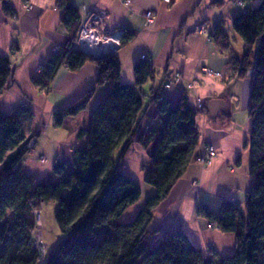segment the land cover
Masks as SVG:
<instances>
[{
	"label": "trees",
	"instance_id": "obj_1",
	"mask_svg": "<svg viewBox=\"0 0 264 264\" xmlns=\"http://www.w3.org/2000/svg\"><path fill=\"white\" fill-rule=\"evenodd\" d=\"M237 1L244 11L233 20L232 29L242 39L241 56L233 52L221 26L214 25L208 36L219 52L229 55L239 77L254 69L246 142L252 183L243 203L222 199L216 211L202 202L196 206L197 216L216 221L221 232L234 234V252L222 256L209 249L204 253L181 231L155 242L150 238L156 234L148 230L153 209L195 157L196 118L201 110L189 103L185 93L171 105L161 100V86L151 87L147 106L161 102L157 117L146 119L140 87L154 79L153 66L139 59L133 68L134 83L126 84L120 80V61L113 55L95 62L94 86L54 115V124L61 125L65 117L85 109L96 86L108 85L91 113L85 145L74 149L69 165L56 160V182L37 181L22 168L26 145L39 134L24 135L25 123L32 119L29 105L0 110V264H264V0L257 5H253L256 0ZM56 5L69 40L64 50L52 52L32 74V84L44 90L61 67L77 71L91 61L70 48L81 23L78 11L69 0H56ZM3 9L15 16L7 4ZM132 37V32H124L121 45ZM11 76L8 56L0 55V92ZM134 139L144 148L154 142L149 163L143 167V181L154 193L132 220L123 222L121 215L141 193L138 183L120 169V160ZM49 202L56 203L54 218L62 238L40 257L33 246L34 211Z\"/></svg>",
	"mask_w": 264,
	"mask_h": 264
},
{
	"label": "crops",
	"instance_id": "obj_2",
	"mask_svg": "<svg viewBox=\"0 0 264 264\" xmlns=\"http://www.w3.org/2000/svg\"><path fill=\"white\" fill-rule=\"evenodd\" d=\"M69 2L81 20L94 7L108 13V32L121 29L133 33L115 56L120 61L123 83H134V64L142 55L155 70L154 79L140 87L146 119L157 117L161 100L176 105L183 93L191 105L196 107L197 98L204 104V110L196 118L199 144L194 156L200 155L207 144L215 147L217 156L208 166L193 160L188 164L166 198L153 209L148 230L156 234L150 238L181 231L204 253L214 249L222 256L231 255L235 249L234 234L207 228V220L196 215V206L202 202L216 211L221 200L229 197L243 203L250 189L246 142L250 133L252 80L239 77L229 55L219 52L208 34L199 33L196 28L202 22L207 23L208 32L214 25L221 26L233 52L241 56L242 39L233 31L232 22L243 13L244 6L237 0H174L171 4L162 0H133L130 6L120 0ZM259 2L256 0L253 5ZM26 3L30 8L25 7ZM4 4L13 10L14 17L5 13ZM146 10L153 12L149 24L143 15ZM68 40L56 0H0V55L8 56L12 68V85L0 92V110L9 112L19 104L29 105L32 119L25 126L26 133L40 131V134L22 168L37 181L58 180L53 173L56 160L69 165L74 149L85 145L91 113L108 91L106 84L96 86L84 110L65 117L59 126L54 124L55 113L93 87L98 73L96 63L89 61L77 71L61 67L46 90L32 84V74L52 52L64 50ZM203 67L219 75H205L201 72ZM174 73L179 77L165 88V78ZM159 86L161 100L147 106L150 88ZM213 99L223 102L216 114L206 107ZM146 123L147 120L143 122L144 128ZM153 147L154 142L144 148L134 139L120 160L121 171L141 189L138 201L121 215L123 222L132 220L154 193V188L143 181V167L148 165ZM38 156H44L46 161L39 162Z\"/></svg>",
	"mask_w": 264,
	"mask_h": 264
},
{
	"label": "built area",
	"instance_id": "obj_3",
	"mask_svg": "<svg viewBox=\"0 0 264 264\" xmlns=\"http://www.w3.org/2000/svg\"><path fill=\"white\" fill-rule=\"evenodd\" d=\"M132 0H123L125 4L131 3ZM169 2L170 0H164ZM25 7L30 8V4L26 3ZM106 13L103 10H98L96 8H91L88 10L86 16L80 23L78 27V32L75 40L71 44V49H76L80 52H84L90 57L105 56L106 58L115 54L116 49L119 46L120 41L124 37V31L119 29L113 32H108L106 29L105 21ZM144 18L146 24H149L152 20L150 11L144 13ZM141 58L147 59L145 55ZM40 67L37 68V71ZM203 71H207L204 69ZM248 77L252 78L254 74V69L250 68L245 73ZM178 77V74H172L171 76L165 78L164 87L169 88L174 79ZM196 104L198 107L202 106L201 99H196ZM30 146V145H27ZM217 156V151L212 144H207L204 151L195 157V162L207 166L212 163V160ZM23 159V158H22ZM231 202L235 203L236 200L233 197L228 198ZM36 215V224H39V211H34ZM208 228H215L219 230V225L216 221H207ZM33 246L37 250L40 257H44L46 254V249L41 237H37L32 233ZM162 239V236H155L152 240L158 241Z\"/></svg>",
	"mask_w": 264,
	"mask_h": 264
},
{
	"label": "rangeland",
	"instance_id": "obj_4",
	"mask_svg": "<svg viewBox=\"0 0 264 264\" xmlns=\"http://www.w3.org/2000/svg\"><path fill=\"white\" fill-rule=\"evenodd\" d=\"M163 2L167 3V4H171L174 0H170L169 2H166L164 0H162ZM120 2L125 5V6H130L133 2V0L131 1V3L129 4H125L123 2V0H120ZM239 2V1H238ZM240 3V2H239ZM99 10V9H98ZM104 11V10H103ZM146 11H150L151 13V17L153 19V12L151 10H146ZM145 11V12H146ZM106 13V17H105V21L107 23V18H108V13L106 11H104ZM144 12V13H145ZM87 14V13H86ZM144 15V14H143ZM86 16V15H85ZM82 21V20H81ZM152 22V20H151ZM150 22V23H151ZM80 26V25H79ZM79 29V28H78ZM196 31L199 32V33H205V34H208L211 33V32H208V27H207V23L206 22H202L199 26H197L196 28ZM78 32V30H77ZM77 35V33H76ZM76 38V37H75ZM75 40V39H74ZM123 40V38H122ZM122 40L120 41L119 43V46L118 48L116 49V51L121 47V42ZM116 53V52H115ZM115 55V54H114ZM113 56V55H112ZM143 59V58H141ZM230 60V58H229ZM93 61V60H91ZM93 62H96V61H93ZM204 69H207V71H203ZM201 72L205 75H213V76H216V75H219L218 72H215L213 70H211L210 68L208 67H203L201 68ZM176 73H174L175 75ZM178 74V73H177ZM178 77H179V74H178ZM177 77V78H178ZM244 77L246 78H250L248 77L246 74H244ZM251 79V78H250ZM175 80V79H174ZM12 85V81H11V78L9 79L8 83H7V86H11ZM7 87V88H8ZM5 88V89H7ZM4 89V90H5ZM196 107L197 109H200L201 111H203V105L201 107H198L197 104H196ZM78 114V113H77ZM76 115V114H75ZM30 121V120H29ZM29 121H27L25 123V126L27 124H29ZM197 131H199V129L196 127ZM26 127H24V135L26 137L30 136L33 132L31 133H26ZM39 134H40V131H38ZM199 133V132H198ZM33 136L29 139L27 145H30V146H27L26 145V148H27V152L23 155V159H22V163L26 162V160H28V157L30 156L31 153H33L34 151V148H35V145H36V141L38 139V136ZM262 138H264V136H262ZM196 157V156H195ZM195 157L193 159V161H195ZM216 158V157H215ZM214 158V159H215ZM213 159V160H214ZM212 160V162H213ZM38 161L39 162H44L46 161V158L44 156H38ZM21 163V164H22ZM208 166V165H207ZM144 172V170H143ZM141 195V193H140ZM55 203V202H54ZM52 203V202H49V203H46L44 204V206H41L40 209H38L39 211V224H36L35 225V229L33 230L34 232V235H36L37 237H41L43 243H44V246H45V249L46 251L49 253L51 250H53L55 248V246L57 245V243L60 241V239L62 238V235L59 231V228L57 226V223L55 221V218H54V213H55V208H56V205ZM208 228V227H207ZM209 229H215V228H209ZM217 230V229H216ZM155 237V236H154Z\"/></svg>",
	"mask_w": 264,
	"mask_h": 264
},
{
	"label": "water",
	"instance_id": "obj_5",
	"mask_svg": "<svg viewBox=\"0 0 264 264\" xmlns=\"http://www.w3.org/2000/svg\"><path fill=\"white\" fill-rule=\"evenodd\" d=\"M82 53H84V52H82ZM90 59L93 61H99L102 59H106V57L105 56H96V57H90ZM222 105H223V102L220 100H216V99L210 100L206 103V107L208 108V110L210 111L211 114H216Z\"/></svg>",
	"mask_w": 264,
	"mask_h": 264
}]
</instances>
